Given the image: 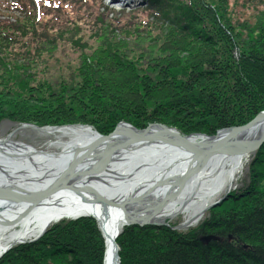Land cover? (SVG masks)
Masks as SVG:
<instances>
[{
    "label": "trees",
    "instance_id": "obj_1",
    "mask_svg": "<svg viewBox=\"0 0 264 264\" xmlns=\"http://www.w3.org/2000/svg\"><path fill=\"white\" fill-rule=\"evenodd\" d=\"M77 1L0 2L26 14L0 20V122L81 123L103 135L121 121L138 129L159 123L211 135L264 110V0L242 5L255 10L253 23L238 21L230 0H144L147 17L126 19L133 33L124 29L118 40L121 26L94 17V0ZM248 180L192 233L124 227L120 264H264V145ZM200 235L220 241L203 246ZM103 253L97 225L85 217L57 223L0 264H101Z\"/></svg>",
    "mask_w": 264,
    "mask_h": 264
},
{
    "label": "bare ground",
    "instance_id": "obj_2",
    "mask_svg": "<svg viewBox=\"0 0 264 264\" xmlns=\"http://www.w3.org/2000/svg\"><path fill=\"white\" fill-rule=\"evenodd\" d=\"M108 1L119 10L139 3V0ZM64 126L42 131L59 139L56 145L61 150L57 154L38 152L32 146L12 140L13 134L0 139V254L12 244L38 237L53 222L88 216L96 220L105 241L103 264H119L115 240L124 227L137 226L124 225L126 215L140 217L139 221L143 218L163 223L183 214V226L196 223L213 204L215 196L232 189L245 161L251 160L252 154L264 145V119L242 136H221V147L213 156L201 147L211 137L205 134L190 136L191 149L160 142L156 133L145 137L125 136L130 135V130L139 129L123 121L107 135L86 124ZM96 143L98 148L93 149ZM75 157L78 159L69 165ZM65 169L83 174L85 186L115 206L91 204L62 187L66 181L80 189L83 182L75 177L54 181L39 206L27 209L26 203L33 194L57 175L60 177ZM173 175L178 176L176 182L159 184ZM166 197H171V202L157 207Z\"/></svg>",
    "mask_w": 264,
    "mask_h": 264
},
{
    "label": "rangeland",
    "instance_id": "obj_3",
    "mask_svg": "<svg viewBox=\"0 0 264 264\" xmlns=\"http://www.w3.org/2000/svg\"><path fill=\"white\" fill-rule=\"evenodd\" d=\"M81 1L82 0H78L77 2L80 3ZM247 1L248 0H230V2H229L230 5H232V4L236 5L235 6L236 8L234 9V12L235 11L239 12L237 14V16H236L238 21H242V20L245 21L246 20L247 22H252L251 21L252 14H256L255 10H252V9L245 10V8H243L242 5L245 4V2H247ZM0 2L6 3V2H10V0H0ZM94 2H96V6H97L95 8H91L92 9L91 12L94 14V17L97 16V17L104 18V21L106 23H108V24L109 23L111 24L113 22L115 24V26H114L115 30H117L116 27L118 25L121 26V27H118V28L121 29V32H119V34H117V32H115L116 36L118 37L117 40L122 37L121 33L124 32L122 30H124V29L125 30H129L127 32L132 31V29L127 28L126 25L123 26V24L127 23L126 19H131L132 20L133 19L132 17L135 16V15L140 17V18L142 16L143 18H141V19H145V17H147V15H148V12L146 10H144L145 9L144 4L141 6L142 0H139V3L137 5H134L132 7L130 6V7L126 8V9H124V10L123 9L119 10L118 7H116L115 3L114 4L113 3H108L106 0H94ZM180 2H184V0H173L169 5L173 6V5H175V3H180ZM6 6H7L6 4H3V5L1 4L0 5V20H5V21H9V22H15L16 18L24 19V17L26 16V14H24V13L22 14V13H20L18 11L10 10ZM168 10L169 9H167V11ZM141 11L144 13L143 15H141ZM169 11L171 13H172V11L175 12V10H169ZM38 16L40 17L41 14L38 15ZM38 16H36V17H38ZM160 19L158 17H156V18L155 17H151L150 22L151 23L156 22L155 25L161 26L163 28L166 27L165 25H163V19H161L162 23L160 22ZM145 30L146 29H143L142 31L145 32ZM131 33H133V31ZM125 34H126V32H125ZM141 35H143L145 40L148 37H150V35L147 34L146 32H145V34L143 33ZM130 37H132V36H130ZM82 41H86V40L84 39ZM127 41H129V40H126V42ZM130 44L134 45L131 42H130ZM152 49H153V47H152ZM182 57L183 56H181V59H182ZM262 112H264V111L262 110ZM25 124L26 125L36 126L34 124H31V123H25ZM149 125H162V124L151 123ZM63 126L64 125L58 126V128H61ZM67 126L68 125H66V127ZM88 126H90V125H88ZM148 126H146V128ZM17 127H18V123H13V122H11L9 120L1 121L0 122V139H3V138L6 139L7 136L11 132H13ZM36 127H38V128H48V127H53V126H36ZM54 127H57V126H54ZM223 129H225V128H223ZM139 130H143V129H139ZM219 130H222V129H218L217 131H219ZM42 131L43 130H37V129L28 128V127L20 128L19 130L15 131L13 133L11 139L16 141V142L32 146L38 152H49V153H52V154L59 153L61 148L56 145V143L59 141V139L55 135H47V133H44ZM176 132H178L180 135H184L181 132H179L178 130H176ZM216 132L214 134L209 135V136H214L216 134ZM190 135H196V133H190V134H187V135H184V136H190ZM205 135H207V134H205ZM252 155L254 156V154H252ZM252 159L253 158H251V160H249V161H245L242 171L240 173H238L237 176H236V179L234 181L232 189L229 190V191L224 190L221 193H219L217 196H215V198H213V202H212L213 204L211 206H209V208L204 213L202 218L199 221H197L196 223H193V224H191L189 226H183V222L185 221V215L181 214V215L172 217L170 219H167L163 223L162 222H158V223L156 222L158 224V226H154V225L148 224V225L141 226V228H144V227H156V228L164 227V228H169L171 231H176L177 233H180V234H188V233L194 232L195 230H197L199 228V226L204 221H206L207 219L210 218L211 211L218 210V208H222L221 206H223L226 201H230L231 200L232 197H226L227 195L231 196V194H234L237 191L239 192L241 189L245 188V186L250 181L248 179H249L250 164H251ZM168 202H171V201L169 199L168 200L164 199V201L161 202L160 204L163 205V204H166ZM158 207L161 208L160 206H158ZM85 217H88V216H82L80 218H85ZM89 218L93 219L94 222L96 223V220L93 217H89ZM67 220H76V219H67L66 218V219H61V220H59L57 222H53L38 237H36L34 239L25 240V241L10 245L5 251H3L0 254V261L3 258H5L7 255H9L15 249H21V248H23V247H25L27 245H30V244L33 245V244L38 243L39 241H41L46 236L47 231L52 226L56 225L59 222H63V221H67ZM96 225H97V223H96ZM97 228L99 230L98 225H97ZM99 232H100L101 237L103 239L104 253H105V241H104V238H103L102 233H101L100 230H99ZM210 237H214L215 239H210ZM117 238H118V236H117ZM228 240L229 241L233 240L231 235L228 236ZM198 241L201 243V245L208 246L210 243L218 242L220 240H219V238L217 236H214V235H200L198 237ZM115 244L117 245L116 240H115ZM41 245L43 246V244H41ZM43 248L44 247H41V246L37 247V250H38L39 254H43ZM243 248L246 249V246H243ZM25 249H27V248H25ZM52 249L55 250V252L56 251L57 252L58 251H60V252L64 251L63 254H67V253H65L67 250H65L63 246H61V247H59V246L58 247H53ZM104 253H103V259H104ZM49 255H51V252H50ZM52 259H54V258H52ZM103 259L101 261V264H103ZM118 263L120 264V258H119Z\"/></svg>",
    "mask_w": 264,
    "mask_h": 264
},
{
    "label": "water",
    "instance_id": "obj_4",
    "mask_svg": "<svg viewBox=\"0 0 264 264\" xmlns=\"http://www.w3.org/2000/svg\"><path fill=\"white\" fill-rule=\"evenodd\" d=\"M263 120L264 119V112L262 114H258L251 122H249L248 124L241 126V127H229V128H225L222 130H219L216 132V134L214 136L211 137H207L206 141H204L201 147H205L206 151L209 153V155L213 156L215 155V153H217L218 149H220L221 147V141H220V137L221 136H242L244 134L245 131H249L253 125L256 124V122H258L259 120ZM24 127H28V128H32V129H37V130H44L46 128H38L36 126H32V125H26V124H18V127L11 132L7 138H9V136H11L15 131L19 130L20 128H24ZM49 128V127H48ZM90 128V127H88ZM130 135H125V136H144L145 135H149V134H157V137L159 138L160 142H165V143H169V144H173L175 146H179V147H191V145H189L190 143H188V139L190 138V136H182L180 135L178 132H176L175 130L172 129H168L162 125H149L147 128L143 129V130H130ZM114 133V132H113ZM112 133V134H113ZM111 135V134H110ZM98 137H101L98 135ZM113 136H109L108 138H112ZM199 137V136H198ZM205 137V136H202ZM6 138V139H7ZM103 138L102 140L108 139ZM264 140V139H263ZM98 143L94 144L92 146L93 149H97L98 148ZM262 144V143H261ZM260 144V145H261ZM259 145V146H260ZM257 146V147H259ZM188 149V148H187ZM192 149V147H191ZM122 150V149H121ZM189 150V149H188ZM78 158L75 157L74 160L71 162L70 164H73V162L75 160H77ZM69 165H67L66 168H69ZM61 176L59 177V175H57L52 182H48L43 188H41V191H37L33 194V197H31L28 202L26 203L27 205V209H35L39 206V202H41V200L47 196V194L49 193V189L50 186L52 185V183L60 181V180H65V179H74L80 181L81 183L85 180L86 177L83 176V174L77 172V171H72V172H67L66 169L64 170V172H62L60 174ZM178 178V176L176 177V175H173L172 177L168 178L167 180H165L164 182H160V185H164V184H171L172 182H176V179ZM65 189H69L72 190L74 192H76V194L83 198L85 201L91 203V204H97L99 206H103V207H107V208H112L114 207V202H109L107 200H104L102 197H99L93 190H91L90 188H88L87 186H85V182L82 183V187H80V189L77 190V187L75 186L74 188L71 187L70 185L67 184L66 181H64L63 186ZM10 191V190H8ZM86 197H88L86 199ZM91 197V199H89ZM143 199L145 198H149L151 199L152 197H141ZM171 197H167L165 198L166 200H168ZM153 199V198H152ZM83 200V201H84ZM43 201V200H42ZM164 201V200H163ZM162 201V202H163ZM162 204H160L159 206H161ZM158 207V206H157ZM30 212V211H28ZM26 212V213H28ZM126 213V212H124ZM125 222L124 225H137V226H144V225H154V226H158V222H149L147 221V219H143L140 217H134V216H125L124 217ZM210 239H215L214 237H210ZM117 255V254H116ZM117 261H119V257L116 256Z\"/></svg>",
    "mask_w": 264,
    "mask_h": 264
}]
</instances>
